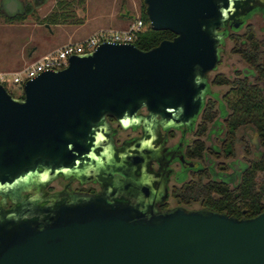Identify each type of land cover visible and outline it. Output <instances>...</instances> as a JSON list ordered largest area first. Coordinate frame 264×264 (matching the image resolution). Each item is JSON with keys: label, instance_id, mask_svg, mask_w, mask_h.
I'll list each match as a JSON object with an SVG mask.
<instances>
[{"label": "water", "instance_id": "water-1", "mask_svg": "<svg viewBox=\"0 0 264 264\" xmlns=\"http://www.w3.org/2000/svg\"><path fill=\"white\" fill-rule=\"evenodd\" d=\"M20 1L1 7L13 15ZM145 1L150 25L174 37L149 48L103 40L27 78L22 95L0 81V264H264V210L160 206L168 187L150 145L159 125L192 122L219 27L264 0ZM108 114L143 134L115 143ZM57 175L101 188L44 190Z\"/></svg>", "mask_w": 264, "mask_h": 264}, {"label": "trees", "instance_id": "trees-1", "mask_svg": "<svg viewBox=\"0 0 264 264\" xmlns=\"http://www.w3.org/2000/svg\"><path fill=\"white\" fill-rule=\"evenodd\" d=\"M41 1V0H39ZM83 3L85 0H57L52 8L43 17L44 21L61 22L68 19L73 13V2ZM31 5L25 2L24 11L18 15L24 16ZM0 2V11L3 12ZM13 17L15 14H6ZM141 17L145 26L140 30L134 42L142 47L149 48L165 37H174L176 32L171 28H156L150 25L149 15L146 9V1L141 0ZM77 20H80L79 17ZM247 44L254 47H237L247 61L253 64L257 76L254 81L247 77H235L231 79L218 74L213 81L231 83L230 89L225 93L223 111L228 109L224 119L226 136L222 142V148L226 155L235 152V142L238 139L246 140V148L249 143L244 135H237L241 125L251 124L255 127L260 144L264 147V47H257L264 43V39L258 37L255 30L250 27L245 34ZM221 106V104H220ZM218 112V99L209 97L204 104L203 122L199 132H204L208 122L213 120ZM205 149V140H195L192 155H202ZM222 166V164L220 165ZM223 166H226L223 164ZM195 173H199L196 175ZM173 196L178 202L192 203L199 201L201 206L225 211L238 216H251L264 210V148L249 159L241 169L233 173L224 174L222 177L211 174L208 168H202L194 172L193 176L184 180L173 188Z\"/></svg>", "mask_w": 264, "mask_h": 264}, {"label": "flooded vegetation", "instance_id": "flooded-vegetation-1", "mask_svg": "<svg viewBox=\"0 0 264 264\" xmlns=\"http://www.w3.org/2000/svg\"><path fill=\"white\" fill-rule=\"evenodd\" d=\"M261 13L264 17V8L256 6L247 12L239 25H235L229 20L227 23L222 24L219 29L224 31L220 42L219 50V60L215 67L208 70L207 78V88L205 90V99L203 106L199 112L195 115L191 123H185L180 126L170 125L167 127L159 125L155 128L153 134V140L151 141V149L155 155L152 159V163L156 169L161 168L163 176L166 178L168 193L167 196L160 203V206H174L177 204L183 203H170V198L173 196V188L176 185H180L184 180L189 179L193 176L194 172L202 168H208L211 174H217V176L222 177L224 174L233 173L237 169H241L243 164L247 163L249 160L234 159L230 163L225 161H217L212 156H225L227 157L225 151L223 150L222 142L226 136L224 128V119L227 116L228 109L224 112L221 103L225 104L224 95L230 89L231 83L225 82L228 84L226 90L222 93L214 89L213 81L210 79L209 72L212 69L217 68L220 59L222 57V52L227 43V39L233 37L235 41L238 42V47H254L253 45L247 44L246 33L249 28L253 27V20L251 19L255 13ZM264 30V28H263ZM256 35L264 39V34L259 35L255 31ZM234 46H237L236 44ZM257 47H264V43L260 44ZM240 58L244 60L245 65L242 71L239 73L238 68L235 67L233 77H247L251 81H254L257 76L256 69L253 64L245 59L243 54L240 51ZM238 70V71H237ZM22 95V94H21ZM213 97L218 99V112L213 120L208 122V126L204 132H199L200 126L203 122V112L204 104L207 98ZM226 106V104H225ZM139 111L147 113L148 109L146 106H142ZM108 118L111 120L114 126H116L115 131L113 132L114 141L117 144H122L124 141L131 140L137 137H140L143 134V128L141 125H130L123 127L117 121V119L108 114ZM241 125L240 127L247 126ZM251 125V124H250ZM239 127V128H240ZM254 127V126H253ZM255 128V127H254ZM197 138L205 140V149L202 152V155H192L191 150L193 149L195 140ZM257 138L258 135H257ZM207 140H210L207 142ZM255 137L252 138V141L255 142ZM257 152H255V155ZM254 155V156H255ZM229 156V155H228ZM222 164V166H220ZM228 165L231 168H228ZM187 174V176H184ZM198 175L199 173H195ZM101 188V182L99 180H87L83 181L81 178L76 176H64L57 175L50 179L46 185L43 186L44 190L49 192H56L59 190L67 191H97ZM61 192V191H60ZM14 204V201L11 198H5L3 205L5 207H10ZM190 207L188 205H185Z\"/></svg>", "mask_w": 264, "mask_h": 264}, {"label": "rangeland", "instance_id": "rangeland-1", "mask_svg": "<svg viewBox=\"0 0 264 264\" xmlns=\"http://www.w3.org/2000/svg\"><path fill=\"white\" fill-rule=\"evenodd\" d=\"M25 2L30 3L31 8L24 16L18 15L23 11ZM57 0H21L19 10L15 16L8 17L7 12L0 11V70L8 71L9 79L6 80L7 88L15 95L23 94L24 80H14V73L23 69L27 64L37 60L38 56L51 44L57 40V36L50 33L47 26V21L43 17L52 8L55 7ZM74 9L78 7L81 17L84 19L89 14L91 19L83 24L82 31L87 32L96 25L102 24L105 26H113L116 28L127 27L129 23L141 12V0H85L83 3L74 1L72 6ZM254 30L259 34H264V17L261 13H255L252 18ZM35 21L43 23L34 25ZM112 24V25H111ZM114 24V25H113ZM35 44L37 47L35 48ZM237 46H234V45ZM238 42L233 37L227 39V43L222 52V57L217 68L209 72L210 79L218 74L227 77H233L235 67L238 68L240 73L245 65L244 60L240 58V50L237 49ZM35 49L33 54L29 57L30 52ZM24 55L27 59H24ZM24 75V73H21ZM214 89L224 92L228 87L225 82L218 83L213 81ZM222 109L223 103H221ZM237 135H244L249 143V149L246 147L245 139H238L235 142V152L231 155L225 156H212L217 161H225L230 163L234 159L249 160L264 148L257 138L256 129L248 124L247 126L240 127ZM255 137V142L252 138ZM210 140H207L209 142ZM244 165V164H243ZM230 169L231 166L228 165ZM184 176H187L185 174ZM170 203H179L177 198L172 196ZM183 203V202H180ZM190 207H199V201L192 203H183Z\"/></svg>", "mask_w": 264, "mask_h": 264}, {"label": "built area", "instance_id": "built-area-1", "mask_svg": "<svg viewBox=\"0 0 264 264\" xmlns=\"http://www.w3.org/2000/svg\"><path fill=\"white\" fill-rule=\"evenodd\" d=\"M144 26L145 21L143 17L138 15L129 23L127 27H100L82 40L69 41L52 51L44 53L37 60L27 64L23 69L16 71L13 79L17 81H25L27 78L35 76L44 69L63 67L68 64L69 56L72 53L94 49L103 40L134 42L138 32L142 30ZM21 73H24V75ZM8 79V71H0V81L6 85V80Z\"/></svg>", "mask_w": 264, "mask_h": 264}, {"label": "crops", "instance_id": "crops-1", "mask_svg": "<svg viewBox=\"0 0 264 264\" xmlns=\"http://www.w3.org/2000/svg\"><path fill=\"white\" fill-rule=\"evenodd\" d=\"M0 2H1V0H0ZM78 17L80 20H77ZM90 19H91L90 14L86 18L83 19L80 15V11H79L78 7H76L74 9L73 13L65 21H61V22H49V21H47V26L50 29V33L52 34V36L56 35L58 38L53 44H51L50 46L45 48V50H43V52L40 54V56H38L35 59L40 58L44 53L52 51V50L62 46L63 44H65L69 41L82 40L86 36H88L89 34L94 32L95 30H97L98 28L105 26L102 24L96 25L85 33L82 31L81 28H82L83 24L87 23ZM41 23H43V22L35 21L34 25H39ZM111 27H113V26H111ZM36 47H37V44H35V48ZM34 51H35V49H33L30 52L28 58H31L30 56L33 54ZM24 59H27L25 57V55H24ZM0 71H3V70H0Z\"/></svg>", "mask_w": 264, "mask_h": 264}]
</instances>
